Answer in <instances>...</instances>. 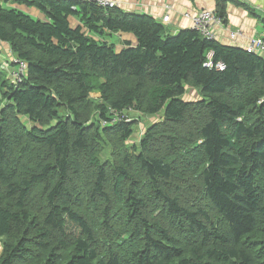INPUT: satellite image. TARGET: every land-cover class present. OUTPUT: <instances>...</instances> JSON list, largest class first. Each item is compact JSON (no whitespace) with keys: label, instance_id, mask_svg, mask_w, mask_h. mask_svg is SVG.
Wrapping results in <instances>:
<instances>
[{"label":"trees","instance_id":"16d2710c","mask_svg":"<svg viewBox=\"0 0 264 264\" xmlns=\"http://www.w3.org/2000/svg\"><path fill=\"white\" fill-rule=\"evenodd\" d=\"M15 1L44 20L0 6V264H264V55L117 6ZM128 113L160 121L129 145Z\"/></svg>","mask_w":264,"mask_h":264},{"label":"crops","instance_id":"0c3cea01","mask_svg":"<svg viewBox=\"0 0 264 264\" xmlns=\"http://www.w3.org/2000/svg\"><path fill=\"white\" fill-rule=\"evenodd\" d=\"M117 7L129 14H145L161 23L166 33L174 36L179 31L191 29V22L184 17L185 14H193L201 10L215 11L216 0H112ZM0 6L5 9H16L36 19L44 20L43 15L33 7L16 2L15 0H0ZM225 18L221 25L212 27L214 40L223 45H232L245 49L252 39L264 38V0H226ZM168 16L167 23L162 19ZM239 30L241 35L231 40L229 34ZM104 40L113 44L116 49L124 47V42L135 44L129 35L113 34L107 35ZM0 58L12 60L14 57L9 51V46L0 42ZM5 62V61H4ZM2 254V243L0 240V256Z\"/></svg>","mask_w":264,"mask_h":264},{"label":"rangeland","instance_id":"374dc122","mask_svg":"<svg viewBox=\"0 0 264 264\" xmlns=\"http://www.w3.org/2000/svg\"><path fill=\"white\" fill-rule=\"evenodd\" d=\"M202 12H210V11L209 10H201V11L195 13V15L196 14L198 15L199 13H202ZM211 12H213L215 14L214 11H211ZM195 15H193V14H185L184 17L186 18V16H188L189 18H192ZM217 18L220 19L219 17H217ZM162 23H167V22L162 19ZM240 35H241V33H240ZM229 38H230V36H229ZM257 39H259V38H257ZM252 40H254V39H252ZM247 46L245 47L246 50H247ZM216 68H218L219 70H223L224 67L222 65H218L217 64L216 65ZM97 98H98V96L96 94H91V99H97ZM184 99L187 100V101L188 100H191V101H195L196 100V101H198V98H197L196 93L194 94V92L191 89H189V88H187V91H186V94L184 96ZM1 103L2 102H1V98H0V105H1ZM117 118L118 117H115L113 121H116ZM119 118L125 119L126 122H130L131 119H133V120L135 119L134 121H136L135 124H134V126H133V128H132L133 129V134H132L131 138L128 140V144L129 145L138 144L139 141L142 139V136L147 131V129H149V127H151L152 125H154V124H156V123H158L160 121L159 115L153 116V117H149V116H138V115L136 116L135 113H128V114H125V115H121ZM100 158H101L102 161H105V160H107V159L110 158V151L108 150L107 147L105 148V146H104V148L102 149V154L100 155ZM66 231L69 234L75 235V236H77L78 233H79V230L74 225H72V224H67L66 225ZM98 236L102 238L99 241L100 245L102 246V245H104V242L108 238H111L112 234L111 233H104V232H101L100 233V232H98Z\"/></svg>","mask_w":264,"mask_h":264},{"label":"built area","instance_id":"2783aa9c","mask_svg":"<svg viewBox=\"0 0 264 264\" xmlns=\"http://www.w3.org/2000/svg\"><path fill=\"white\" fill-rule=\"evenodd\" d=\"M71 1H83L87 3L96 4L100 7H115L117 4L113 2L112 0H71ZM187 19L191 22V29L197 31L199 35H201L205 39L213 40V31L212 27L216 25H221L220 19L217 18V16L213 12H202L198 15L196 14L192 18H189L186 16ZM168 16H165L163 18L164 21H168ZM231 40L237 39V37L240 36V31L236 30L229 34ZM248 52L258 53L264 55V39H254L252 40L248 46H247ZM24 65L22 63H19L18 72L13 73L15 78H18L19 74L23 71Z\"/></svg>","mask_w":264,"mask_h":264}]
</instances>
